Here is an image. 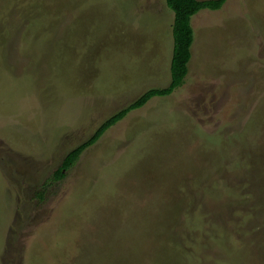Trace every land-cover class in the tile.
<instances>
[{
    "label": "rangeland",
    "instance_id": "obj_1",
    "mask_svg": "<svg viewBox=\"0 0 264 264\" xmlns=\"http://www.w3.org/2000/svg\"><path fill=\"white\" fill-rule=\"evenodd\" d=\"M164 0H0V264H264V0L191 17L169 82Z\"/></svg>",
    "mask_w": 264,
    "mask_h": 264
},
{
    "label": "trees",
    "instance_id": "obj_2",
    "mask_svg": "<svg viewBox=\"0 0 264 264\" xmlns=\"http://www.w3.org/2000/svg\"><path fill=\"white\" fill-rule=\"evenodd\" d=\"M225 1L226 0H164L166 7L173 13L171 27L172 51L169 63L168 84L165 87L149 88L145 90L129 105L102 121L90 137L66 153L60 165L52 172L47 185L62 180L65 177L66 171L75 164L82 152L95 144L108 129L122 120L127 113L141 108L153 97L171 94L183 84L188 72V63L191 58V45L194 39L191 17L202 9L218 10L223 6Z\"/></svg>",
    "mask_w": 264,
    "mask_h": 264
}]
</instances>
